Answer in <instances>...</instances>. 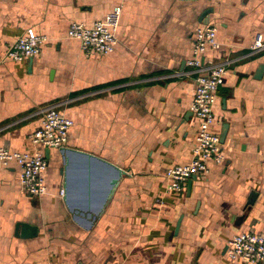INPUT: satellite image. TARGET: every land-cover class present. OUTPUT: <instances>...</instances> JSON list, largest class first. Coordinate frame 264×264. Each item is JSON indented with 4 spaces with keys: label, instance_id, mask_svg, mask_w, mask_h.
Masks as SVG:
<instances>
[{
    "label": "crops",
    "instance_id": "crops-1",
    "mask_svg": "<svg viewBox=\"0 0 264 264\" xmlns=\"http://www.w3.org/2000/svg\"><path fill=\"white\" fill-rule=\"evenodd\" d=\"M119 4L115 50L86 56L67 36L70 23L92 24ZM206 23L217 27L229 60L212 126L226 133V158L209 162L190 196L189 180L184 193L166 194V170L194 156L198 73L186 61L196 27ZM30 28L46 35L42 52L7 58ZM257 34L264 42V0H0V146L28 149L43 110L58 105L74 120L68 148L127 171L85 229L58 195L60 149H50L43 196L21 190L20 167L11 162L0 171V264H193L197 255L198 264H247L229 260L226 250L236 233L264 234V46L253 48ZM253 191L256 202L247 205ZM21 222L37 225L38 235L21 237Z\"/></svg>",
    "mask_w": 264,
    "mask_h": 264
},
{
    "label": "built area",
    "instance_id": "built-area-1",
    "mask_svg": "<svg viewBox=\"0 0 264 264\" xmlns=\"http://www.w3.org/2000/svg\"><path fill=\"white\" fill-rule=\"evenodd\" d=\"M122 13L123 6L119 4L92 24L74 20L68 27L67 36L77 39L82 52L88 57L95 54H110L119 42L118 29ZM217 31L214 24L206 23L198 25L193 33L192 55L187 59L186 64L198 73L191 110L199 121V131L191 161L166 170L168 179L166 194L184 193L186 182L190 178L208 177L210 161L221 163L226 158L221 137L212 130L218 90L229 73V60L227 57L224 58L225 55L221 51ZM46 42V35L30 28L10 46L6 57L21 61L38 56ZM263 46L262 35L257 34L253 48ZM73 125L74 120L58 105L46 107L40 125L29 134L28 149L14 151L6 146H0V171L15 161L20 167L21 190L35 196L48 194L50 192L47 181L49 159L46 157V149L67 147ZM58 195L64 198V187L60 188ZM157 202L161 204L164 201L157 199ZM226 255L231 261L264 264V234L254 231L234 234L227 243Z\"/></svg>",
    "mask_w": 264,
    "mask_h": 264
},
{
    "label": "water",
    "instance_id": "water-1",
    "mask_svg": "<svg viewBox=\"0 0 264 264\" xmlns=\"http://www.w3.org/2000/svg\"><path fill=\"white\" fill-rule=\"evenodd\" d=\"M213 8H207L203 11L200 21H204ZM261 65L258 73L262 74ZM226 133L222 134L221 141L224 142ZM61 156L63 161L62 173L64 174L65 195L64 200L69 210L73 214V219L85 229H91L100 215L105 211L121 178L127 174V171L94 153L63 147ZM46 157L50 159V149H46ZM196 176L189 179L188 195L190 196L192 184ZM258 193L252 192L247 205H254ZM180 222L178 224L179 228ZM22 228L20 234L23 238L36 237L38 235V226L26 222L17 224V229ZM18 234V233H17ZM196 256L193 264H198ZM78 264H83L79 262Z\"/></svg>",
    "mask_w": 264,
    "mask_h": 264
}]
</instances>
